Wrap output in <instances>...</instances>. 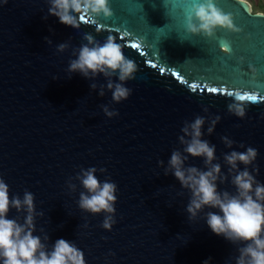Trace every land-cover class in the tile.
Here are the masks:
<instances>
[{
	"label": "water",
	"instance_id": "obj_1",
	"mask_svg": "<svg viewBox=\"0 0 264 264\" xmlns=\"http://www.w3.org/2000/svg\"><path fill=\"white\" fill-rule=\"evenodd\" d=\"M196 2L110 0L111 17L81 13L79 29L49 15L48 0L0 4V177L10 196L34 194L37 211L44 212L36 234L44 229L49 248L59 238L73 241L86 264H203L209 257L212 264H236L243 243L215 235L205 222L218 209L206 207L188 219L191 194L173 175H164L159 161L167 166L173 150H183L185 121L219 116L211 136L204 126L217 162L227 172L223 156L231 149L224 136L235 150L256 148L257 179L264 182V100L238 101L243 118L228 109L237 96L264 95V13H254L245 0H216L239 31L217 28L207 38L187 31ZM85 34L98 42L113 37L136 64L135 77L125 85L131 89L127 99L113 101L103 75L68 78L69 61L87 43ZM62 42L68 47L59 52ZM91 83L105 85V95ZM210 87L223 92L210 93ZM102 105L119 114L106 116ZM187 163L204 168L201 158ZM88 167L105 168L99 179L118 186L110 229L102 227L106 214L78 206L84 189L75 177ZM70 178L75 191L68 187ZM220 189L235 191L230 181ZM9 218L23 222L14 208Z\"/></svg>",
	"mask_w": 264,
	"mask_h": 264
},
{
	"label": "clouds",
	"instance_id": "obj_2",
	"mask_svg": "<svg viewBox=\"0 0 264 264\" xmlns=\"http://www.w3.org/2000/svg\"><path fill=\"white\" fill-rule=\"evenodd\" d=\"M7 2L0 0V4ZM48 4L49 15L75 29L80 27L81 13L106 18L113 15L110 0H48ZM217 28L239 31L232 15L218 7L216 0H198L188 18L187 31L213 38ZM84 39L87 43L75 50L74 58L69 61L68 78L76 73L89 80L103 75L107 80L106 88L112 92V100L119 103L127 99L131 89L125 85L135 77L136 64L124 55L121 45L111 36L103 42L96 41L91 34H85ZM45 40L49 45L53 43L48 37ZM56 47L63 52L68 44L62 42ZM90 87L94 91L98 89L101 97L105 95V85L91 83ZM238 101H242L239 96L228 105V109L243 118L245 107ZM101 107L108 117L119 114L107 105ZM219 120V116L210 122L203 116H196L191 122L185 121L181 129L183 135L179 136L183 150H173L167 166L163 160L159 163L164 168V175H173L181 187L190 192L186 205L188 219L197 217L206 207L218 209L209 211L205 222L215 235L231 243H243L238 249L236 264H264V182L257 179L260 171L256 165L258 149L248 146L244 151H238L232 147L233 140L222 137L225 146L231 149L223 156L227 165L225 172L217 162L216 145L204 139L206 122L207 134L211 136ZM190 157L201 158L204 168L188 164ZM105 171V168H81L75 179L84 189L79 193V208L92 214H106L102 227L110 229L116 222L118 186L111 179H99L97 173ZM229 181L234 192L220 189L221 184ZM68 187L76 190L77 185L71 182V178ZM13 208L23 214V222L9 218ZM43 216V211H37L32 192L25 190L22 198L20 195L10 196L9 185L0 177V264H86L84 252L73 241L59 238L49 248L45 241L50 237L44 229H40V235L36 234L37 217ZM203 264H212V258L204 260Z\"/></svg>",
	"mask_w": 264,
	"mask_h": 264
},
{
	"label": "snow or ice",
	"instance_id": "obj_3",
	"mask_svg": "<svg viewBox=\"0 0 264 264\" xmlns=\"http://www.w3.org/2000/svg\"><path fill=\"white\" fill-rule=\"evenodd\" d=\"M80 19L81 20H83L84 19V17H80ZM144 20V17H142V21ZM135 46V45H134ZM220 46L223 48V49H225V48H227V45L226 44H220ZM197 86L196 85H192V88L193 89H195ZM208 92H210V93H218V92H223V87H210V88H207L206 89ZM227 95L228 96H231L232 95V93L231 92H229V93H227ZM240 98H241V100H245V99H247V100H249V101H253V102H255V101H257L258 100V98L260 99V100H264V95H261V96H257V95H250V96H247V97H245V96H239Z\"/></svg>",
	"mask_w": 264,
	"mask_h": 264
},
{
	"label": "rangeland",
	"instance_id": "obj_4",
	"mask_svg": "<svg viewBox=\"0 0 264 264\" xmlns=\"http://www.w3.org/2000/svg\"><path fill=\"white\" fill-rule=\"evenodd\" d=\"M254 13H264V0H245Z\"/></svg>",
	"mask_w": 264,
	"mask_h": 264
}]
</instances>
